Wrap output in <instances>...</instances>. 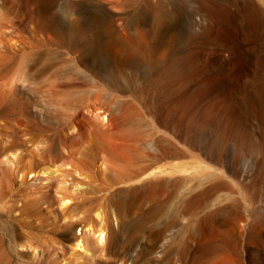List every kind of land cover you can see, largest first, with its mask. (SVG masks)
<instances>
[{
    "label": "rangeland",
    "instance_id": "1",
    "mask_svg": "<svg viewBox=\"0 0 264 264\" xmlns=\"http://www.w3.org/2000/svg\"><path fill=\"white\" fill-rule=\"evenodd\" d=\"M263 3L0 0V264H264ZM175 161L162 192L133 189ZM94 212L106 245L73 251Z\"/></svg>",
    "mask_w": 264,
    "mask_h": 264
},
{
    "label": "bare ground",
    "instance_id": "2",
    "mask_svg": "<svg viewBox=\"0 0 264 264\" xmlns=\"http://www.w3.org/2000/svg\"><path fill=\"white\" fill-rule=\"evenodd\" d=\"M84 1V0H83ZM98 4H110V5H115V4H117V3H119V2H122V0H95ZM129 0H124V2H128ZM122 4V3H121ZM264 4V3H263ZM128 5V4H127ZM97 6V5H96ZM108 6V5H107ZM99 7V6H98ZM110 7V6H109ZM111 40V39H110ZM125 42V41H124ZM111 44V43H110ZM113 44V43H112ZM126 44V43H125ZM134 44V43H133ZM106 45H108V46H110L109 44H107L106 43ZM113 46V45H112ZM126 46V45H125ZM135 47V46H134ZM110 48V47H109ZM140 48V47H139ZM108 48L106 47V49L105 50H107ZM135 49V48H134ZM143 49V48H142ZM115 50V49H114ZM117 50V49H116ZM132 50V49H131ZM130 50V51H131ZM138 50V49H137ZM110 51V50H109ZM115 52V51H114ZM133 52V51H132ZM116 53V52H115ZM123 58V57H122ZM85 103V102H84ZM86 105H88L87 106V108H88V110L89 111H91V113H93V115H94V117H96V119L98 118V117H101V120H102V122L104 123V120L106 119H104V116L105 115H103V114H100V112L99 111H97L98 109H94V110H92L90 107H89V104H86ZM99 119V118H98ZM100 120V121H101ZM99 122V121H98ZM101 124V123H100ZM100 137V136H99ZM101 144V143H100ZM106 144V143H105ZM112 146L113 144H111V143H107L106 144V146ZM200 145H202L203 146V144L201 143ZM205 145V144H204ZM105 146V145H104ZM114 146V145H113ZM206 146V145H205ZM208 146L210 147V148H212V145L210 146V145H207V147H204L205 148V150L208 148ZM101 147V146H100ZM203 147H201L202 149H203ZM104 148V147H103ZM107 148H109V147H107ZM12 149V148H11ZM101 149H102V147H101ZM115 149V148H114ZM96 150V149H95ZM211 151L210 152H212V149H210ZM9 151V150H8ZM11 151V150H10ZM202 151H204V149L202 150ZM207 151V150H206ZM4 152V151H3ZM16 152V151H15ZM114 152V151H113ZM112 152V153H113ZM207 152H209V151H207ZM207 152H205L206 154H207ZM17 153V152H16ZM94 153V152H93ZM10 154V153H9ZM12 154V153H11ZM14 154V153H13ZM161 154V156L162 155H164V156H168L170 153H167V152H165V151H161L159 154H158V157H160L159 155ZM215 154V153H214ZM207 156H209V154H207ZM212 157V156H211ZM247 157V156H246ZM209 158H210V156H209ZM249 158H251V157H249ZM214 159V158H213ZM217 159V158H216ZM173 160V159H172ZM221 160V159H220ZM229 161V160H228ZM246 161V160H245ZM248 161H250V160H248ZM177 161H175L173 164H171V165H164L165 167H163L162 166V168L160 167V166H158V169L157 168H155V169H152L151 168V170H149V171H144V172H141V173H139L138 175H136L134 178H132L131 180H129V181H133V182H136V184L137 185H135L134 187H133V189H143L144 191H143V193H142V191H141V194H150V195H152V193H150V192H156V193H159V192H162L161 190L162 189H164L168 184H169V181L171 180V178H172V173L174 172L175 174H177V173H180L181 174V172L183 171V172H186L185 170V168H187V167H189V165L187 166V164L186 163H184V168H181L182 167V162H181V165H180V167H179V165H177V164H175ZM186 162V161H185ZM256 162V161H255ZM172 163V162H171ZM194 163V162H193ZM192 163V164H193ZM227 160H226V162H225V165H226V168H227ZM257 163V162H256ZM164 164V163H163ZM185 164H186V166L187 167H185ZM191 164V165H192ZM195 164V163H194ZM203 164V163H202ZM213 164H216V163H213ZM223 164H224V162H223ZM222 164V165H223ZM232 164V163H231ZM247 164V163H246ZM207 165V164H206ZM210 165V164H209ZM208 165V166H209ZM193 166H195V165H193ZM198 167L200 166V165H197ZM204 166H205V163H204ZM213 166V165H212ZM211 166V167H212ZM216 166V165H215ZM214 166V167H215ZM66 167H69V164H64V163H61V161H60V163H58L56 166H52V167H50V166H42L40 169H39V173H42V174H45V175H54V173L55 172H57V171H59L60 169H62V168H66ZM157 167V166H156ZM197 167V168H198ZM214 167H212V169L214 168ZM230 167V166H229ZM234 167V166H233ZM233 167H231L232 168V170H233ZM154 168V167H153ZM190 168V167H189ZM195 168H196V166H195ZM197 168H196V170H197ZM203 168V167H202ZM201 168V169H202ZM206 168H207V170H208V168L209 167H207L206 166ZM216 168V167H215ZM214 168V169H215ZM221 168H223L222 166H221ZM221 168H219L221 171V173H222V169ZM231 168H229V169H231ZM213 169V170H214ZM217 169V168H216ZM218 169V170H219ZM228 169V168H227ZM20 170V169H19ZM217 170V171H218ZM236 170V169H235ZM61 171V170H60ZM63 171V170H62ZM178 171H181V172H178ZM188 171H191L190 169L189 170H187V173H188ZM199 171H201L200 170V167H199ZM206 170H204L203 172H205ZM212 171V170H211ZM214 171H216V170H214ZM223 171H224V169H223ZM227 171V170H226ZM234 171V170H233ZM232 171V172H233ZM237 171V170H236ZM64 172V171H63ZM177 172V173H176ZM192 172V171H191ZM207 173H208V178H210L209 177V175H211V174H209V173H213V172H210L209 170L208 171H206ZM27 173V172H26ZM29 173V172H28ZM75 173L76 174H78L79 175V172H77V171H75ZM186 173V174H187ZM197 173H198V171H197ZM215 173V172H214ZM219 173V172H218ZM223 174H225V173H223ZM23 175V174H22ZM57 175H60L59 173L57 174ZM64 175H67V173H64ZM194 175H196V174H194ZM197 175H199V174H197ZM202 175H205V173H203ZM216 175H218L217 173L215 174V176L214 177H216ZM221 175V174H220ZM219 175V176H220ZM227 175V174H226ZM232 174H228V176H231ZM44 176V175H43ZM192 176V175H191ZM201 176V175H200ZM199 176V177H200ZM63 177V176H62ZM176 177V176H175ZM179 177H180V175H179ZM194 177V176H193ZM197 177V176H196ZM198 177V178H199ZM211 177H212V175H211ZM65 178V177H64ZM181 178H182V176H181ZM181 178H179V179H181ZM197 178V179H198ZM204 178V177H203ZM202 178V179H203ZM219 178V177H218ZM223 178V177H222ZM130 179V178H129ZM173 179H174V182H176L177 180L174 178V176H173ZM178 179V178H177ZM205 179V178H204ZM176 180V181H175ZM199 181H200V179H198ZM206 180V179H205ZM210 180V179H209ZM217 180V179H216ZM55 181V180H54ZM129 181H127V182H129ZM203 181V180H202ZM201 181V182H202ZM206 181H208V179L206 180ZM214 181V180H213ZM67 181H65L63 178H61V180L59 181V178H58V181H56L55 182V189H56V191H59L60 193H58L59 195H58V205H59V207L60 208H62V209H64V208H67L68 209V207H69V205H70V203H71V196H70V194L67 192V183H66ZM127 182H124L125 184L127 183ZM132 182V183H133ZM204 182V181H203ZM123 182H122V184H124ZM199 184H201L200 182H198ZM210 183V182H209ZM124 184V185H125ZM171 184H173V183H171ZM202 184H204V183H202ZM201 184V185H202ZM208 184V183H207ZM128 185V184H127ZM130 185H132V184H130ZM77 185H74L73 187L75 188ZM126 186V185H125ZM169 186H172V185H169ZM196 186H198V185H195V188H196ZM204 188V187H203ZM202 188V189H203ZM73 189V188H72ZM154 189V190H153ZM211 189H213V188H211ZM131 190V189H130ZM137 193L139 192L140 193V190L139 191H136ZM192 193V192H191ZM191 193H190V191H189V194L190 195H188V196H190V200L192 201V197H191ZM208 194V193H207ZM125 194H120V192H118V191H116V192H113V193H111L110 194V197L108 196V198H109V203L111 204V206H112V208H113V211H115V213L118 215V216H121L125 211H124V209H125V196H124ZM205 195V194H204ZM187 196V197H188ZM200 196V195H199ZM198 196V197H199ZM203 196V195H202ZM202 196H201V198H202ZM195 197V196H194ZM197 197V198H198ZM203 197H205V196H203ZM107 198V199H108ZM186 199H188L189 200V197L188 198H186ZM199 199V198H198ZM197 199V200H198ZM202 199H204V198H202ZM194 200V199H193ZM196 200V199H195ZM194 200V201H195ZM191 201H187V202H191ZM193 202V201H192ZM197 201H195V203H196ZM186 203V202H185ZM194 203V202H193ZM188 205H190V204H188ZM226 205V204H225ZM186 206H187V204H186ZM187 208H190V207H187ZM66 209V210H67ZM263 209V208H262ZM221 210V209H220ZM226 210V209H225ZM264 210V209H263ZM208 213V212H207ZM260 213V212H259ZM209 214V213H208ZM261 214H264V213H261ZM94 216H95V223H92V222H90L91 221V219H90V221L89 222H87L86 224H80V227L79 226H74L73 228H72V233H71V235H70V239H71V244H70V246L72 247V250L74 251V250H76V249H84L86 246H87V241H88V238L90 239V237L89 236H92V240H94V241H91V242H95V244L98 246V247H101V248H103L105 245H106V243H107V239H106V231H105V224H104V220H103V216L101 215V213H99V212H94ZM73 218H78L77 216H72ZM208 217V216H207ZM241 217V216H240ZM65 218L67 219L68 217H66L65 216ZM254 218H256L255 216H254ZM93 219V218H92ZM232 219H234V218H232ZM115 220V219H114ZM230 221H232V220H230ZM253 221H255L254 219H253ZM85 222H86V220H85ZM223 222H225V221H223ZM234 222V221H233ZM251 222H252V220H251ZM84 223V222H83ZM226 223V222H225ZM224 223V224H225ZM228 223V222H227ZM238 223V222H237ZM239 224V223H238ZM248 224H250L251 225V223L249 222ZM255 224V223H254ZM228 225V224H227ZM226 225V227H228L229 225H230V223H229V225L227 226ZM249 225V226H250ZM253 225V224H252ZM251 225V226H252ZM231 226V225H230ZM245 226H246V224H245ZM250 226V227H251ZM214 227V226H213ZM225 227V228H226ZM219 228V227H218ZM221 228V227H220ZM229 230H225L224 232H223V237H224V240L225 239H227L230 235H229V233H232V231H231V229L232 228H228ZM206 230V229H205ZM204 231V230H203ZM206 231H209V230H206ZM205 231V232H206ZM220 231V230H219ZM229 231H231V232H229ZM204 232V233H205ZM203 233V234H204ZM170 234V233H169ZM173 233H171L170 234V236L172 235ZM209 234V236H210V232L208 233ZM215 234V233H214ZM174 235V234H173ZM200 237V236H199ZM222 237V238H223ZM171 238V237H170ZM230 238H231V236H230ZM229 238V239H230ZM91 240V239H90ZM167 240V239H166ZM169 240V239H168ZM201 240V239H200ZM223 240V241H224ZM226 241H228V240H226ZM215 242H216V240H215ZM225 242V241H224ZM223 242V243H224ZM229 242H231V241H229ZM228 242V243H229ZM207 244V243H206ZM212 244V243H211ZM217 244V243H216ZM220 244V243H219ZM231 246H232V244H230ZM92 246V245H91ZM203 246V245H202ZM213 246V245H212ZM224 246H226L227 247V243H224ZM229 246V245H228ZM230 246V247H231ZM93 247V246H92ZM196 247V246H195ZM221 247V246H220ZM230 247H229V249H230ZM100 249V248H99ZM196 249V248H195ZM207 249V248H206ZM213 249V248H212ZM219 249V248H218ZM202 250H204V249H202ZM208 250V249H207ZM210 250V249H209ZM209 250H208V252L207 253H209ZM213 250H215V249H213ZM100 251H101V249H100ZM227 251H228V248H227ZM225 252V251H224ZM229 252V251H228ZM194 253V252H193ZM196 253H198V252H196ZM200 253V252H199ZM204 253H205V250H204ZM212 253H214V252H211V253H209V255L211 254L212 256H210V257H214V259H215V257L216 256H218L219 257V259H220V256L219 255H213ZM226 253V252H225ZM217 254H219V253H217ZM227 254H229V253H226V255ZM233 254V256H231V257H234V253H232ZM230 255V254H229ZM228 255V256H229ZM205 255H203V257H204ZM222 256H223V254H222ZM200 257H202L201 255H200ZM224 257V256H223ZM222 257V258H223ZM230 256L227 258V256H226V258H227V260L232 264L233 262H234V258L236 257H234V258H231ZM197 258V257H196ZM207 258V257H206ZM221 258V259H222ZM237 258V257H236ZM208 259V258H207ZM217 259V258H216ZM220 259V260H221ZM225 259V258H224ZM223 259V260H224ZM238 259V258H237ZM206 260V259H205ZM211 260V259H210ZM219 260V261H220ZM226 260V261H227ZM213 261H216L217 262V260H212V262ZM218 261V262H219ZM225 261V262H226ZM195 262H196V260H195ZM208 263V262H207ZM226 263H228V262H226ZM210 264H213V263H210ZM220 264V263H219ZM224 264V263H223Z\"/></svg>",
    "mask_w": 264,
    "mask_h": 264
}]
</instances>
